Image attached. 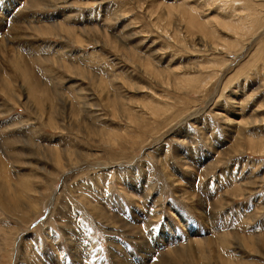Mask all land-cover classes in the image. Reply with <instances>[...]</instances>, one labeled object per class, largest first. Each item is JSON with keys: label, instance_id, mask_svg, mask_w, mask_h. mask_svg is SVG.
<instances>
[{"label": "rangeland", "instance_id": "374dc122", "mask_svg": "<svg viewBox=\"0 0 264 264\" xmlns=\"http://www.w3.org/2000/svg\"><path fill=\"white\" fill-rule=\"evenodd\" d=\"M0 4V264H264V0Z\"/></svg>", "mask_w": 264, "mask_h": 264}, {"label": "bare ground", "instance_id": "6f19581e", "mask_svg": "<svg viewBox=\"0 0 264 264\" xmlns=\"http://www.w3.org/2000/svg\"><path fill=\"white\" fill-rule=\"evenodd\" d=\"M4 7H5V6H4ZM180 8H181V7H180ZM0 9H1V4H0ZM165 9H166V8H165ZM164 11H165V10H164ZM5 12H6V11H5ZM179 12H180V11H179ZM0 13H1V12H0ZM182 13H183V11H182ZM183 14H185V13H183ZM6 15H8V17L10 18V16H11L10 11L7 12ZM15 15H16V14H15ZM13 16H14V15H13ZM183 17H184V16H183ZM188 17H189V16H188ZM1 19H2V18H1ZM184 19H185V17H184ZM184 19H183V20H184ZM188 19H189V18H188ZM159 20H160V19H159ZM192 20H193V19H192ZM187 21H188V20H187ZM191 22H192V21H191ZM194 22H195V21H194ZM196 22H197V21H196ZM196 22H195L194 24H196ZM184 23H185V22H184ZM189 23H190V22H189ZM192 23H193V22H192ZM186 24H188V23H186ZM59 25H60V24H58L57 26H59ZM60 26H63V25H60ZM184 26H186V25H184ZM193 26H194V25H193ZM193 26H192V27H193ZM6 27H8V29H13V30H14V25H13V23H11L10 25H7ZM65 28H66V27H65ZM93 28H94V27H92V29H93ZM188 28H189V27H188ZM88 29H89V27H88ZM90 29H91V28H90ZM186 29H187V26H186ZM9 31H10V30H8V32H9ZM87 31H88V30H87ZM95 31L97 32V30H95ZM184 31H185V30H184ZM187 31H188V30H187ZM241 31H242V30H241ZM8 32H7V33H8ZM16 32H17V31H16ZM63 32H64V30H63ZM88 32H89V31H88ZM0 33H1V32H0ZM4 33H5V32H4ZM14 33H15V31H14ZM17 33H18V32H17ZM90 33H92V32H90ZM90 33H89V34H90ZM93 33H94V32H93ZM242 33H243V32H242ZM10 34H11V33H10ZM10 34H8V35H10ZM87 34H88V33H87ZM233 34H234V33H233ZM8 35H7V36H8ZM231 35H232V34H231ZM2 36H3V34H2ZM7 36L4 35L3 37L6 38ZM13 36H14V35L12 34L11 37H13ZM15 36H16V34H15ZM15 36H14V37H15ZM17 36L19 37L20 35H17ZM17 36H16L15 39H13V42L16 40V43H17ZM8 37H10V36H8ZM11 37H10V38H11ZM14 37H13V38H14ZM89 37H90V36H89ZM197 37H198V36H197ZM234 37H235V36H234ZM242 37H243V36H242ZM244 37H245V36H244ZM0 38H1V37H0ZM10 38H8V39H10ZM99 38H100V37H99ZM199 38H200V37H199ZM235 38H236V37H235ZM11 39H12V38H11ZM19 39H20V38H19ZM19 39H18V40H19ZM93 39H94V38H93ZM197 39H198V38H197ZM241 39H242V38H241ZM1 40H2V39H1ZM1 40H0V41H1ZM204 40H205V39H204ZM2 41H3V40H2ZM2 41H1V43H3ZM95 41H96V40H95ZM97 41H98V40H97ZM226 41H227V40H226ZM7 42H8V41H7ZM240 42H241V41H240ZM1 43H0V44H1ZM16 43H15V44H16ZM246 43H247V42H246ZM5 44H6V42H5ZM9 44H10V43H9ZM17 44H19V43H17ZM3 45H4V43H3ZM6 45H8V44H6ZM1 46H2V45H1ZM1 46H0V48H1ZM13 46H14V45H13ZM2 47L4 48V46H2ZM5 47H6V46H5ZM11 47H12V44H11ZM11 47H8V48H11ZM200 47H202V46H200ZM238 47H239V46H238ZM216 48H217V47H216ZM5 49H6V48H5ZM5 49H2V51L5 50ZM11 49H12V48H11ZM13 49H14V47H13ZM8 50H10V49H8ZM8 50H6V51H8ZM16 50H17V49H16ZM188 50H189V49H188ZM2 51H0V52L2 53ZM13 52H15V51H13ZM16 52H17V51H16ZM1 53H0V54H1ZM5 53H7V52H5ZM8 53H9V52H8ZM3 54H4V53H3ZM11 54H12V52H11ZM20 54H21V53H20ZM6 55H7V54H6ZM21 55H22V54H21ZM8 56H11V55L8 54ZM18 56H19V54H18ZM18 56H17V57H18ZM20 57H21V56H20ZM258 57H259V56H258ZM1 58H2V55H1ZM9 58H10V57H9ZM226 58H227V57H226ZM6 59H7V58H6ZM10 59H11V58H10ZM13 59H14V58H13ZM18 59H19V57H18ZM4 60H5V59H4ZM7 60H9V59H7ZM11 61H12V60H11ZM11 61H10V62H11ZM213 61H214V60H213ZM216 64H217V63H216ZM10 65H11V63H10ZM11 66H12V65H11ZM14 67H17V66H14ZM14 67H12V68H14ZM255 67H256V66H255ZM24 68H25V66H24ZM24 68H23V70H24ZM16 69H17V68H16ZM26 69L29 70L28 68H26ZM26 69H25V70H26ZM189 69H190V68H189ZM144 70H145V69H144ZM190 70H191V69H190ZM15 71H16V70H15ZM186 71H187V70H186ZM26 72H27V71H26ZM28 72H29V71H28ZM16 73L19 74V70H18ZM154 74H155V73H154ZM218 75H219V74H218ZM151 76H152V75H151ZM214 77H215V76H214ZM87 78H88V77H87ZM91 79H92V77H91ZM200 81H201V80H200ZM208 81H209V80H208ZM99 82H100V81H99ZM205 82H206V81H205ZM253 82H254V81H253ZM10 86H11V85H10ZM41 86H42V85H41ZM46 86H47V85H46ZM46 86H44V88H45ZM195 87H196V86H195ZM254 87H255V86H254ZM46 88H47V87H46ZM46 88H45V89H46ZM255 88H256V87H255ZM201 89H202V88H201ZM2 90H3V89H2ZM50 90H51V89H50ZM252 90H253V89H252ZM242 92H243V91H242ZM54 93H55V92H54ZM251 93H252V92H251ZM56 94H57V92H56ZM58 95H59V94H58ZM49 96H50V95H49ZM52 96H53V95H52ZM263 103H264V101H263ZM70 109H71V108H70ZM74 109H75V108H74ZM124 109H125V108H124ZM242 109H243V108H242ZM50 115H51V114H50ZM226 117H227V116H226ZM53 120H54V119H53ZM54 121H55V120H54ZM133 121H134V120H133ZM69 122H70V121H69ZM227 122H228V121H227ZM20 123H21V122H20ZM55 123H56V122H55ZM55 123H54V124H55ZM133 123H134V122H133ZM15 124H16V123H15ZM1 125H2V126H1ZM1 125H0V130H3L4 127H5V129H6V127H7V126H5L6 123L1 124ZM20 126H21V125H20ZM8 127H9V124H8ZM92 127H93V126H92ZM10 128H11V127H10ZM59 128H60V127H59ZM5 129H4V130H5ZM91 129H92V128H91ZM4 130H3L2 132H4ZM255 130H256V128H255ZM5 131H6V130H5ZM149 131H150V130H149ZM151 131H152V130H151ZM253 131H254V129H253ZM2 132H0V133H2ZM143 132H145V131H143ZM4 133H5V132H4ZM8 133H9V135H6L7 137H8V136H12V135H10V132H9V131H8ZM11 133H12V132H11ZM148 133H149V132H148ZM156 133H157V132H156ZM255 133H256V132H255ZM238 134H239V133H238ZM89 135H90V134H89ZM94 135H95V134H94ZM123 135H124V134H123ZM151 135H153V134H151ZM155 135H156V134H154V136H155ZM245 135H246V134H245ZM3 136H4V135H3ZM6 136H5V137H6ZM0 137H1V136H0ZM22 137H23V136H22ZM134 137H135V136H134ZM156 137H157V136H156ZM157 138H158V137H157ZM172 138H174V137H172ZM221 138H222V137H221ZM18 139H19V138H18ZM121 139L123 140V138H121ZM133 139H134V138H133ZM177 139H178V138H177ZM235 139H236V138H235ZM250 139H251V138H250ZM252 139H253V138H252ZM13 140H15V139H12V142H13ZM16 140H17V139H16ZM128 140H130V142H131L132 138H129ZM136 140H137V139H136ZM231 140H232V139H231ZM3 141H4V140H3ZM20 141H21V140H20ZM132 141L135 142V139L132 140ZM137 141H138V140H137ZM175 141H176V140H175ZM262 141H264V140H262ZM5 142H7V143H5V144H9V140H8V139H7ZM10 143H11V141H10ZM19 143H20V142H19ZM34 143H35V142H34ZM25 144H26V143H25ZM32 144H33V143H32ZM35 144H36V143H35ZM136 144H137V143L135 142V145H136ZM230 145H231V144H230ZM250 146H251V145H250ZM257 146H258V145H257ZM10 147H11V146H10ZM33 147H34V146H33ZM35 147H36V145H35ZM37 147H38V146H37ZM39 147H42V146H39ZM16 148H17V147H16ZM16 148H15V149H16ZM18 148H20V147H18ZM42 148H43V147H42ZM36 149H37V148H36ZM47 149H48V148H47ZM222 149H224V148H222ZM0 150L4 151V150L2 149L1 144H0ZM263 150H264V149H263ZM263 150H262V151H263ZM43 151H44V150H43ZM219 151H220V150H219ZM220 152H221V151H220ZM13 153H14V151H13ZM15 153H16V151H15ZM49 153H50V151H49ZM221 153H222V152H221ZM169 154H170V152H169ZM169 154H168V155H169ZM16 155H17V154H16ZM77 156H78V155H77ZM169 157H170V156H169ZM67 158H68V157H67ZM67 158H66V159H67ZM62 159H63V158H62ZM174 159H175V158H174ZM172 160H173V159H172ZM54 161H55V160H54ZM61 161H62V160H61ZM67 161H68V160H67ZM79 161H80V160H79ZM177 161H178V160H177ZM181 161H182V160H181ZM3 162H4V161H3ZM14 162H16V161H14ZM16 163L20 165V163H18V161H17ZM54 163H55V162H54ZM54 163H52V164L54 165ZM57 163H58V162H57ZM59 163H61V162L59 161ZM68 163H69V162H68ZM68 163H65V164H68ZM178 163H179V162H178ZM55 164H56V163H55ZM62 164H63V163H62ZM75 164H76V162H75ZM176 164H177V163H176ZM3 165H5V164H3ZM72 165H73V164H72ZM5 166H6V165H5ZM5 166H4V167H5ZM57 166H58V164H57ZM62 166H63V165H62ZM64 166H65V165H64ZM66 166H67V165H66ZM178 166H179V164H178ZM60 167H61V166H60ZM68 167H70V165H69ZM179 167H180V166H179ZM56 168H57V167H56ZM183 169H184V168H183ZM43 170H44V169H43ZM184 171H185V170H184ZM47 173H48V172H47ZM54 173H55V172H54ZM54 173H53V174H54ZM50 176H52V175H50ZM200 178H201V177H200ZM200 178H199V179H200ZM189 179H192V178L190 177ZM136 180H137V179H136ZM136 180H135V181H132V180H131V182H129V183H125V184L128 186V189H125V190H126L125 193H127V197H132V198L138 197V196H136V195H138L139 193H142V191L145 189L144 185L141 184V183H137L139 180H138V181H136ZM176 180H177V179H176ZM195 180H196V179H195ZM18 181H19V180H18ZM126 181H127V180H126ZM42 182H44V181H42ZM195 182H196V181H195ZM0 183H1V182H0ZM35 184H36V183H35ZM35 184H34V185H35ZM45 184H46V183H45ZM132 184H134L135 186H133ZM194 185H195V183H194ZM0 186H1V184H0ZM179 186H181V184H180ZM183 186H184V185H183ZM187 186H188V185H187ZM190 186H191V185H190ZM190 186H189V187H190ZM1 187H2V186H1ZM8 188H9V187H8ZM4 189H6V188H4ZM11 189H12V188H11ZM134 189H135L137 192H139V193L136 194V193L131 192V190H134ZM182 189H183V188H182ZM28 190H29V189H28ZM183 190H185V189H183ZM179 191L183 192L181 189H180ZM185 191H187V190H185ZM192 191H193V190H192ZM200 191H202V190L200 189ZM6 192H7V191H6ZM41 192H42V191H41ZM123 192H124V191H123ZM176 192H178V191H176ZM188 192H189V194H190V191H189V190H188ZM188 192H187V193H188ZM202 192H203V191H202ZM221 192H222V191H221ZM19 193H20V192H19ZM29 193H30V192H29ZM184 193H185V192H184ZM184 193H183V194H184ZM187 193H186V194H187ZM211 193H212V192H211ZM219 193H220V192H219ZM243 193H244V192H243ZM240 194H241V193H240ZM139 195H140V194H139ZM203 195H204V194H203ZM206 195H207V194H206ZM211 195H212V194H211ZM220 195H221V194H220ZM32 196H33V195H32ZM125 196H126V195H125ZM134 196H135V197H134ZM141 196H142V194H141ZM141 196H140V198H141ZM146 196H147V194H144V193H143V196H142V197H143V200H145V201H146L147 198H148V196H147V197H146ZM180 196H181V195H180ZM186 196H187V195H186ZM195 196H196V195H195ZM200 196H201V195H200ZM200 196L198 195L199 198H200ZM215 196H216V198H217V195H215ZM227 196H228V195H227ZM239 196H240V195H239ZM140 198H138V199H140ZM184 198H186V197H184ZM214 198H215V197H214ZM222 198H223V197H222ZM194 199H195V197H194ZM194 199H193V200H194ZM23 200H24V199H23ZM202 200H203V199H202ZM202 200H200V202H202ZM205 200H206V199H205ZM220 200H221V199H220ZM220 200H218V201H220ZM145 201H143V203H145ZM211 201H212V200H211ZM211 201H210V202H211ZM218 201H216V203H218ZM194 202H195V201H194ZM206 202H207V201H206ZM212 202H213V201H212ZM188 203H189V202H188ZM197 204H199V203H197ZM200 204H201V203H200ZM203 204H204V203H203ZM206 204H207V203H206ZM30 205H31V204H30ZM142 205L144 206V204H142ZM195 205H196V204H195ZM195 205H194V206H195ZM212 205H214V203H212ZM212 205H210V206L213 207ZM202 206H203V205H202ZM28 207H29V206H28ZM169 207H170V206H169ZM171 207H172L171 211L174 212V210H175V211L178 213V216H180V221H183L185 217H184L182 214H180V212H179V210H177L176 206H172V205H171ZM197 207H198V206H197ZM204 207H205V206H204ZM99 208H100V207H99ZM192 208H193V207H192ZM101 209H102V208H101ZM103 209H104V208H103ZM181 209H182V208H181ZM193 209H194V208H193ZM195 210H196V209H195ZM201 210H204V209H201ZM209 210H210V209H209ZM100 211H101V210H100ZM104 211H105V209H104ZM207 211H208V210H207ZM102 212H103V211H102ZM201 212H203V211H201ZM204 212H205V211H204ZM204 212H203V213H204ZM107 213H108V212H107ZM174 213H175V212H174ZM197 213H199V212H197ZM195 214H196V213H195ZM199 214H200V213H199ZM109 215H110V213H109ZM111 215H112V214H111ZM173 215H177V214L175 213V214H173ZM196 215H197V214H196ZM207 215L209 216L210 213L207 212ZM102 216H103V215H102ZM134 216H135V217H139L140 220H143L142 213H137V211H136V212L134 213ZM204 217H205V216H204ZM204 217H203V218H204ZM106 218H109V217H107V215H106L104 219L106 220ZM110 218H111V217H110ZM174 218H175V217H174ZM111 219H112V218H111ZM211 219H212V218H211ZM113 220H114V219H113ZM178 220H179V219H178ZM209 220H210V219H209ZM107 221H110V219H108ZM111 222H112V221H111ZM118 222H120L119 224H120L121 226H123V227H125V226L128 227V225H130L131 227H133L132 231L134 230V228L137 229V232H136V233H138V234L140 235V237L142 236V233H141V232L143 231V230H142L143 228L141 229V226H140V225H135V224L127 223V222H124L123 220H120V219L118 220ZM122 222H123V223H122ZM177 222H178V221H177ZM114 224H115V223H114ZM129 228H130V227H129ZM192 229H193V228H190V230H192ZM141 230H142V231H141ZM134 231H136V230H134ZM134 231H133V232H134ZM238 235H240V234H238V233L235 234L234 232L229 234V236H231V238H235V239L238 238L240 241H242V240L240 239L241 237L238 236ZM239 240H238V241H239ZM144 241H145V240H144ZM212 241H213V240H212ZM189 242H190V241H189ZM189 242H188V243H189ZM203 242H205V243H207V244H210V239H209V238H207V239H200V240L195 241V242H194V241H191V244H192V243H195V244H197V243H198V244H199V243H200V244H203ZM229 243H231V242H228V243L226 244V246L229 245ZM157 244H158V243H157ZM191 244H188V246H190ZM198 246H200V245H198ZM158 247H160V246H158ZM215 248H216V247H215ZM257 248H258V247H257ZM58 249H59V248H58ZM113 249H114V248H113ZM189 249H190V247H189ZM216 249H217V248H216ZM216 249H215V250H216ZM61 250H62V249H61ZM141 252L144 253L143 251H141ZM149 252H151V251H149ZM149 252H146V255H148V256L150 257ZM171 253H172V254H176V253H179V251L174 250V251H172ZM200 253H201V252H200ZM179 254H180V253H179ZM112 255H113V254H112ZM112 255H111V256H112ZM143 255H145V254H143ZM217 255H218V254H217ZM173 256H175V255H173ZM112 257H113V256H112ZM115 258H116V257H115ZM115 258H114V259H115ZM172 258H173V257H172ZM181 258H182V257H181ZM184 258H185V257H184ZM116 259H117V258H116ZM189 259H190V257H189ZM186 260H187V259H186ZM129 261H130V260H129ZM184 262H185V261H184ZM184 262H183V263H184ZM123 264H129V263L126 261V262H124Z\"/></svg>", "mask_w": 264, "mask_h": 264}]
</instances>
